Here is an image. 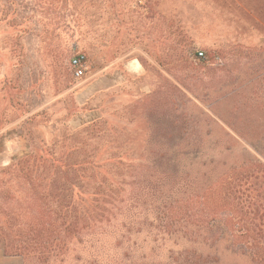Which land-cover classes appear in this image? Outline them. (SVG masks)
<instances>
[{"label": "rangeland", "instance_id": "rangeland-1", "mask_svg": "<svg viewBox=\"0 0 264 264\" xmlns=\"http://www.w3.org/2000/svg\"><path fill=\"white\" fill-rule=\"evenodd\" d=\"M260 165L264 0H0V264H264Z\"/></svg>", "mask_w": 264, "mask_h": 264}, {"label": "built area", "instance_id": "built-area-1", "mask_svg": "<svg viewBox=\"0 0 264 264\" xmlns=\"http://www.w3.org/2000/svg\"><path fill=\"white\" fill-rule=\"evenodd\" d=\"M197 56H198L197 57L198 60H203L208 62V58L204 52L199 51L197 53ZM214 62L217 64H221V58L219 56H216L214 58ZM87 63L88 61L86 55L83 53H77L71 57L69 61V66L72 70V76L75 80H80L84 76L87 68Z\"/></svg>", "mask_w": 264, "mask_h": 264}, {"label": "trees", "instance_id": "trees-1", "mask_svg": "<svg viewBox=\"0 0 264 264\" xmlns=\"http://www.w3.org/2000/svg\"><path fill=\"white\" fill-rule=\"evenodd\" d=\"M259 167H263V168H258L257 170H254V171H251V172H244L243 174L240 175V180H252L253 183L258 184L257 186V190H260V189H263L262 187L264 186V184L260 182V177H264V165H260ZM259 169H263V170H259ZM260 183V184H259ZM224 192L226 193V196H225V193H224V199H223V203L225 202V199H228V195L230 194H227V189L224 190ZM259 198V197H258ZM258 201V200H257ZM239 217L240 219H245L246 218V215L244 214V211L242 209L239 210ZM253 218L254 219H262V214L260 213V209L259 207L257 206L254 210H253ZM255 233L257 236H261V237H264V234H261V231L260 230H255Z\"/></svg>", "mask_w": 264, "mask_h": 264}]
</instances>
